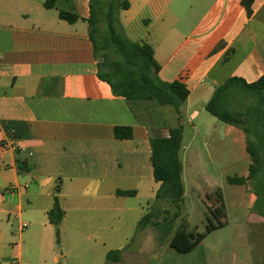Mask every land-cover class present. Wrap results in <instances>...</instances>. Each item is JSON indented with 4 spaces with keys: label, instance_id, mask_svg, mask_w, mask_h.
Wrapping results in <instances>:
<instances>
[{
    "label": "crops",
    "instance_id": "0c3cea01",
    "mask_svg": "<svg viewBox=\"0 0 264 264\" xmlns=\"http://www.w3.org/2000/svg\"><path fill=\"white\" fill-rule=\"evenodd\" d=\"M121 1L129 3L120 13L127 37L153 47L162 81L189 89V124L230 78L264 75V0L250 17L244 0ZM45 3L0 0V141L17 147L0 149V264H113L107 255L117 250L123 264L160 188L151 137L170 128L150 127L100 80L90 0ZM116 128L133 137L117 139ZM56 195L65 212L60 244L49 220Z\"/></svg>",
    "mask_w": 264,
    "mask_h": 264
},
{
    "label": "trees",
    "instance_id": "16d2710c",
    "mask_svg": "<svg viewBox=\"0 0 264 264\" xmlns=\"http://www.w3.org/2000/svg\"><path fill=\"white\" fill-rule=\"evenodd\" d=\"M255 0H244L248 16L252 15V5ZM56 0H46L48 9L54 8ZM129 8L128 2L121 0H90L89 35L94 45L95 58L98 61L100 80L110 85L115 96L123 97L132 111L141 117L142 110H147L148 103H158L160 106H171L178 115L179 125L170 128L169 136L151 137L152 164L154 178L160 183L156 194V204L168 201L176 211L172 219H164L159 223L160 211L152 208L141 220L138 232L151 225L162 227L168 236V225L180 218L185 199L183 179V163L180 158L184 142V127L182 108L186 104L190 91L181 81L167 83L161 80V66L155 58L153 47L145 42L131 41L121 23L120 13ZM61 19L70 23L78 17L66 12L60 13ZM205 109L218 121L241 129L246 134V150L252 163L247 178H230L235 185H246L248 181L259 183L256 189L257 203L264 215V75L253 83L243 78L233 77L218 86L205 106ZM117 139H131V128H116ZM60 188L56 189L59 194ZM121 195H132L130 192H120ZM217 206L214 214L226 218L223 196L216 195ZM262 206V208H261ZM169 214L168 211H165ZM65 217L58 196L54 207L49 212L50 223L54 226L57 243L60 244L61 224ZM215 229L214 226L208 231ZM205 234L190 232L187 227L177 229L170 245L179 253H190L205 239ZM123 251H111L107 262L118 264L122 261Z\"/></svg>",
    "mask_w": 264,
    "mask_h": 264
},
{
    "label": "rangeland",
    "instance_id": "374dc122",
    "mask_svg": "<svg viewBox=\"0 0 264 264\" xmlns=\"http://www.w3.org/2000/svg\"><path fill=\"white\" fill-rule=\"evenodd\" d=\"M200 116L190 124L183 120L186 189L180 218L168 225L149 226L136 234L123 264H264V215L258 206L259 183L231 184L230 178H247L252 163L246 150V134L239 128L221 123L202 106ZM141 118L165 133L179 125L171 106L152 102L142 110ZM223 196L226 218L217 217L216 195ZM159 223L172 219L175 207L168 201L157 203ZM262 208V206H261ZM168 211L169 214H166ZM214 226L215 229L208 231ZM205 234L202 243L190 253H179L170 242L179 228Z\"/></svg>",
    "mask_w": 264,
    "mask_h": 264
},
{
    "label": "built area",
    "instance_id": "2783aa9c",
    "mask_svg": "<svg viewBox=\"0 0 264 264\" xmlns=\"http://www.w3.org/2000/svg\"><path fill=\"white\" fill-rule=\"evenodd\" d=\"M168 136H169V134L166 137H168ZM0 149H2V150H5V149L16 150L17 147H16L14 141L4 139V140L0 141ZM27 227H28V225L24 224L21 229L24 230ZM11 264H21V262L20 261H14Z\"/></svg>",
    "mask_w": 264,
    "mask_h": 264
}]
</instances>
